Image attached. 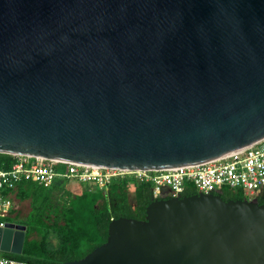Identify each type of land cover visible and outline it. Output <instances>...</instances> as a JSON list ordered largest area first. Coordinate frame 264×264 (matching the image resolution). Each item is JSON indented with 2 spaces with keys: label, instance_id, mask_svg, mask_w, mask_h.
I'll list each match as a JSON object with an SVG mask.
<instances>
[{
  "label": "water",
  "instance_id": "water-1",
  "mask_svg": "<svg viewBox=\"0 0 264 264\" xmlns=\"http://www.w3.org/2000/svg\"><path fill=\"white\" fill-rule=\"evenodd\" d=\"M263 138L264 0H0V153L156 170ZM64 264H264V203L156 199Z\"/></svg>",
  "mask_w": 264,
  "mask_h": 264
},
{
  "label": "trees",
  "instance_id": "trees-1",
  "mask_svg": "<svg viewBox=\"0 0 264 264\" xmlns=\"http://www.w3.org/2000/svg\"><path fill=\"white\" fill-rule=\"evenodd\" d=\"M16 161L17 156L0 153V168L11 169ZM129 181H114L107 189L81 183L79 192L67 186L70 180H58L51 187L21 181L17 197L31 204L30 213L24 217L27 231L23 253L0 251V256L33 264H64L81 259L107 240L113 219H144L152 201L170 197L164 192L155 198L150 183L134 182L130 186ZM195 193L199 192L189 189L183 196ZM217 194L225 200L246 198L241 190L228 188ZM257 198L264 203V189ZM10 218H0V222Z\"/></svg>",
  "mask_w": 264,
  "mask_h": 264
},
{
  "label": "built area",
  "instance_id": "built-area-1",
  "mask_svg": "<svg viewBox=\"0 0 264 264\" xmlns=\"http://www.w3.org/2000/svg\"><path fill=\"white\" fill-rule=\"evenodd\" d=\"M15 156L17 161L11 169L0 168V218L13 216L17 209V188L23 180L34 181L44 187H51L58 180H73L107 189L114 181L128 178L130 186L150 183L155 198L164 192L170 197H179L189 189L217 194L228 188L241 190L251 200L264 189V138L208 162L156 170L102 167L31 155ZM7 222L1 221L0 226L5 227ZM0 264L33 263L0 256Z\"/></svg>",
  "mask_w": 264,
  "mask_h": 264
},
{
  "label": "rangeland",
  "instance_id": "rangeland-1",
  "mask_svg": "<svg viewBox=\"0 0 264 264\" xmlns=\"http://www.w3.org/2000/svg\"><path fill=\"white\" fill-rule=\"evenodd\" d=\"M67 186L70 187V188H73L74 192H79L80 191V187H79L78 183H76L75 181L68 182ZM18 202L19 203H18V207H17L16 210H19V212L21 214H17L15 216H12L8 222L26 225L24 217L31 210L30 200H23V201H18ZM16 206H17V204H16ZM54 240H55V238H54Z\"/></svg>",
  "mask_w": 264,
  "mask_h": 264
},
{
  "label": "crops",
  "instance_id": "crops-1",
  "mask_svg": "<svg viewBox=\"0 0 264 264\" xmlns=\"http://www.w3.org/2000/svg\"><path fill=\"white\" fill-rule=\"evenodd\" d=\"M70 181H73V180H70ZM76 182V181H75ZM76 183H78V185H79V187L81 186V183H79V182H76ZM87 184V183H86ZM89 185V184H88ZM89 186H91V185H89ZM93 186V185H92ZM72 190H73V188H72ZM18 201H21L18 197H17V193H16V203H17V207H18ZM31 211V210H30ZM30 211H29V213H30ZM28 213V214H29ZM17 214H21L20 212H19V210H15L14 211V214H13V216H15V215H17ZM27 214V215H28Z\"/></svg>",
  "mask_w": 264,
  "mask_h": 264
},
{
  "label": "flooded vegetation",
  "instance_id": "flooded-vegetation-1",
  "mask_svg": "<svg viewBox=\"0 0 264 264\" xmlns=\"http://www.w3.org/2000/svg\"><path fill=\"white\" fill-rule=\"evenodd\" d=\"M257 200L259 201V199L257 198Z\"/></svg>",
  "mask_w": 264,
  "mask_h": 264
}]
</instances>
